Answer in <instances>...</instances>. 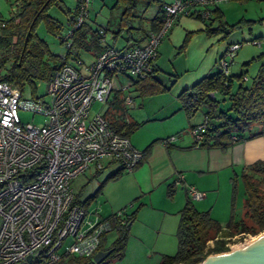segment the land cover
<instances>
[{"label": "built area", "instance_id": "2783aa9c", "mask_svg": "<svg viewBox=\"0 0 264 264\" xmlns=\"http://www.w3.org/2000/svg\"><path fill=\"white\" fill-rule=\"evenodd\" d=\"M222 1L171 0L163 7L160 28L149 32L144 44L124 50L107 44V32L101 28L105 48L96 55L88 53L94 59L86 64L77 57L71 38L87 19L90 0H75L74 20L56 37L66 48L60 56L63 64L45 82L44 94L25 97L17 87L0 82V264H56L66 256L94 253L111 222L97 209L75 203L71 182L110 165L133 171L144 155L129 137L111 128L106 111L91 112L92 104H109L118 91L124 112L134 109V83L151 74L157 48L176 18L183 14L208 20L213 5ZM241 46L228 45L215 62L216 70L227 75ZM20 112L42 115L44 123H23ZM122 120L129 122L126 115ZM205 129V122L190 129L195 144L202 141ZM174 140L169 136L161 142ZM174 184H181V176ZM186 191L193 201L203 198L193 187ZM123 211L114 212L113 218L121 219Z\"/></svg>", "mask_w": 264, "mask_h": 264}, {"label": "trees", "instance_id": "16d2710c", "mask_svg": "<svg viewBox=\"0 0 264 264\" xmlns=\"http://www.w3.org/2000/svg\"><path fill=\"white\" fill-rule=\"evenodd\" d=\"M6 1L16 10H11L7 19L1 16L4 26L0 28V82L17 87L23 95L25 90L29 89L32 97L36 93V85L46 82L52 72L63 64L60 56L52 54L45 41L38 38L37 27L42 24L47 33L57 37L60 33L65 32L69 23L74 20L77 14V5L75 3L74 9L70 10L64 8L62 0ZM140 4L144 7L139 13L137 8ZM151 5L158 7L157 12L152 18L147 19L143 13ZM165 5L160 4V0H116L113 7L109 9L110 18L113 10H119L116 27L113 29L110 26V20L101 27L107 34H111L109 45L115 47L121 40L124 46L119 50L127 49L131 45H142L149 32L160 28ZM55 6H60L66 12L67 18L64 23H60L49 14V11ZM190 17L203 20L198 15ZM203 21H207L203 30L186 33L179 52L185 51L191 37L198 32L204 33L208 37L219 34L227 37L229 31L232 30L223 20V14L216 6L211 9V17ZM147 23L150 30L145 27ZM100 29H93L88 20H84L80 27L74 30L71 39L72 48L76 50L77 57L80 51L96 55L105 48V43L101 41L99 35ZM230 44L234 43L228 45ZM256 59L262 61L247 85L245 84L246 80L243 79L246 77V72L238 75L229 73L225 75L215 69V72L206 75L195 85L179 94L180 109L189 119L197 112L203 111V122H205L206 129L203 132L202 141L198 144L194 143L195 146L218 148L224 151L235 140L264 134V131L255 134L249 133L251 127L255 125L264 126V53ZM256 59L253 58L244 63V67L246 68ZM156 71L153 65L149 76L134 83L135 90L139 91L140 96L154 95L168 90V86L161 85L154 77ZM235 83L238 85L232 91ZM120 95L121 93L118 91L114 93L113 99L109 103L114 112L109 114L106 112L105 116L116 133L129 137L139 128L140 124L125 123L121 119L124 108ZM155 142L157 141L151 142L142 151L144 157ZM101 172L94 173V176H99ZM117 176L118 173H113L106 177L96 190L83 201L74 195L75 203L86 210L90 209V206L102 194L105 183ZM238 179L241 181L244 192L241 219L235 221L231 215L230 220L222 225L211 216L210 211H199L187 194L184 205L179 211L176 229L177 251L172 256H164L160 264H200L210 254L228 251L227 244L233 237L243 234L254 236L264 231V160H257L249 164L239 174H233L230 178L232 210ZM175 189L176 185L173 181L166 188L168 198L174 196ZM139 208L140 205L131 213L123 211V217L119 220L113 218V213L105 217L111 222L110 231L114 230L117 233L116 238L109 245L106 244L108 232H105L101 235L99 245L91 256H66L56 264H96L92 258L100 250H111V252L98 264H107L106 261L110 258L121 259L124 256L131 224L136 219ZM210 241L213 243L211 247L208 245Z\"/></svg>", "mask_w": 264, "mask_h": 264}, {"label": "crops", "instance_id": "0c3cea01", "mask_svg": "<svg viewBox=\"0 0 264 264\" xmlns=\"http://www.w3.org/2000/svg\"><path fill=\"white\" fill-rule=\"evenodd\" d=\"M170 2L171 0H160L162 5ZM63 6L69 9L65 3ZM215 6L225 16L221 4ZM64 13L67 18L65 11ZM206 22L180 14L168 35L159 44L154 60V68L157 70L154 77L161 85L168 86L167 91L140 96L134 85L133 94L135 100H138L136 108L129 114V122L138 123L140 126L129 139L132 145L141 151L151 142H157L133 171H124L117 165H110L99 176H95L100 177L108 169L110 171L106 177L118 173L115 179L105 183L102 194L95 201L103 211V214H100L102 217L123 208L133 209L136 205H140V208L149 206L151 209L160 210L166 217L176 215L184 205L187 187H193L203 193V198L192 202L200 206L199 211H205L210 202L207 195L211 196V191L215 190L218 183L226 180L228 176L231 178L233 174L240 173L249 164L264 160V134L235 140L224 151L218 148L197 147L194 144L190 129L203 122V111L197 112L189 119L180 109L178 96L206 75L215 72L217 58L229 43L236 42L228 41V37H223L222 34L208 37L198 32L191 37L185 51L179 52L186 33L203 30ZM146 26L148 28L149 24ZM108 36L110 37L106 38V43L110 44L111 34ZM116 46V49H121L124 43ZM228 73L234 75L230 71ZM237 85L235 83L233 87L236 88ZM169 136H175V140L168 145L162 144L161 140ZM89 175L93 177L94 173L91 171ZM177 176H181V184L176 186L174 196L168 198L166 188ZM172 219L176 220V217L173 216Z\"/></svg>", "mask_w": 264, "mask_h": 264}, {"label": "rangeland", "instance_id": "374dc122", "mask_svg": "<svg viewBox=\"0 0 264 264\" xmlns=\"http://www.w3.org/2000/svg\"><path fill=\"white\" fill-rule=\"evenodd\" d=\"M62 2L65 3L69 9H74L75 0H62ZM115 2L116 0L90 1L89 15L86 20H88V23L93 29H100V27L104 26L109 19L110 26L113 29L116 27L119 10H113L111 18L109 15V9L113 7ZM220 4L221 9L225 14V16H223V20L227 23V25H229V27L232 28L227 36L228 41H236L235 43H240L242 45L233 57L229 66V71L234 75L246 72L248 80L245 81V84L247 85L249 84L251 78L255 75L258 66L262 61L256 58L260 54L264 53V0H243L241 2L238 0H226L220 2ZM143 7L144 6L142 4L138 5L137 11L140 13ZM157 8L158 7L156 5H151L143 13V16L145 18L152 17ZM11 10L12 5L8 1L0 0V15L2 18L7 19L10 16ZM49 14L60 23L65 22L66 16L64 10H62L60 6L53 7L49 11ZM145 27L147 26L145 25ZM36 34L39 39L45 41L52 54L58 56L65 54V46L60 43L55 36L47 33L42 24L37 27ZM108 34L110 35V33ZM108 34L107 37H110ZM254 40H257L258 44L251 43ZM121 42L118 41V46L116 47H119L120 44L123 43ZM79 58L86 64H89L94 59L93 56L85 53L84 51L79 52ZM253 58L256 60L252 61L246 68L242 66L243 63L248 60L250 61ZM234 89L235 87H233V90ZM44 90L45 82L40 84L35 94H44ZM24 96L31 97L29 89L25 90ZM137 100L138 99L135 100L136 104ZM134 109L128 111V113L124 112L121 119H124L125 115L129 118V114H131ZM97 111H106L108 114L114 112L110 104H103L95 101L92 104L91 112ZM19 116L23 123H32L38 126L42 125L45 120L44 116L33 115L29 112H20ZM260 131H264V126L255 125L251 127L249 133L255 134ZM109 171V169L105 170L98 178L95 176L91 177L89 175L91 174V171H87L86 173L80 175L71 182L73 194L77 196L80 201H83L96 190L100 181L109 174ZM229 178L230 177L228 176L226 180L218 183L215 190L211 191V196L210 194L207 195L210 202L208 203L206 210L210 211L211 216L222 225H225L230 220L231 215L235 221H239L242 217L243 211L244 192L241 181L238 179L236 182V191L232 210V183ZM216 191H218V193H216ZM194 204L195 207L199 209L200 206H198L196 202ZM137 206L139 205H136L133 209H123H125L124 212L127 211V213H131ZM93 208L94 210L97 209L99 214H103L99 204L94 202L90 206V209ZM173 216L176 217V220L172 219ZM178 221L179 213L166 217L160 210L151 209L149 206H142V208H139L138 210L136 219L131 224L124 256L121 259L110 258L106 261L107 264H160L164 256H172L177 251L176 229ZM261 233H264V231H261L254 236L243 234L233 237L227 244L229 248L228 251L235 250L246 245ZM116 236V231H109L106 238V244L109 245L116 238ZM212 244V241L208 243L210 247Z\"/></svg>", "mask_w": 264, "mask_h": 264}, {"label": "water", "instance_id": "95a60500", "mask_svg": "<svg viewBox=\"0 0 264 264\" xmlns=\"http://www.w3.org/2000/svg\"><path fill=\"white\" fill-rule=\"evenodd\" d=\"M110 252L111 250L96 252L93 262L101 263ZM200 264H264V233L235 250L208 255Z\"/></svg>", "mask_w": 264, "mask_h": 264}]
</instances>
